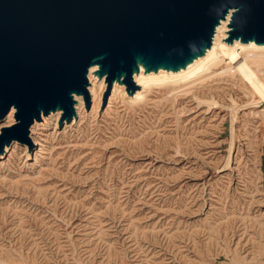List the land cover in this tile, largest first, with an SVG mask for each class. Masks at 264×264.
Segmentation results:
<instances>
[{"label": "rangeland", "instance_id": "obj_1", "mask_svg": "<svg viewBox=\"0 0 264 264\" xmlns=\"http://www.w3.org/2000/svg\"><path fill=\"white\" fill-rule=\"evenodd\" d=\"M222 70L176 97L121 81L4 148L0 264H264V103Z\"/></svg>", "mask_w": 264, "mask_h": 264}, {"label": "water", "instance_id": "obj_2", "mask_svg": "<svg viewBox=\"0 0 264 264\" xmlns=\"http://www.w3.org/2000/svg\"><path fill=\"white\" fill-rule=\"evenodd\" d=\"M229 12V39L264 43V0H0V119L15 109L0 154L13 140L31 146L30 126L57 107L71 119L72 92L89 103L93 61L105 103L116 79L137 88L138 62L176 69L202 55Z\"/></svg>", "mask_w": 264, "mask_h": 264}, {"label": "bare ground", "instance_id": "obj_3", "mask_svg": "<svg viewBox=\"0 0 264 264\" xmlns=\"http://www.w3.org/2000/svg\"><path fill=\"white\" fill-rule=\"evenodd\" d=\"M229 21L230 12L226 14L224 19H220L215 26L211 46L206 48L202 55L195 56L190 61H187L184 66H179L176 69L160 66L156 70H148L145 72L143 71L145 69L143 65L141 67L140 62H138L140 70H134L133 81L141 90L136 91L133 96H129L130 99L132 101H138L144 97V93L147 90L154 87L169 89L173 91L172 96L176 97L177 95L175 94L182 91L179 89H183L185 86L188 89L197 82L204 83L203 80L206 81L215 73L216 68L221 67L223 70L220 72V76H227L233 79L240 77L250 83L251 92L260 97L259 101L253 99L250 105L257 107L259 103H264V80L262 79L264 78V43L257 44L252 40L242 42L237 38L232 39L230 42L226 41L230 31ZM98 69L99 66L93 61L88 67L86 74L88 80L86 89L94 108H97L102 101V92L106 87L104 75L101 76L99 81L96 79L95 72ZM126 95L127 91L125 86L118 79L114 80L112 82L110 99L117 96L125 97ZM71 98L73 100V109L79 112L84 105L83 94L81 92H72ZM213 104L215 105L216 103ZM14 111L15 109L11 107L7 115L8 119H11ZM62 113L63 110L57 107L47 115H41V122L35 120L30 126V139L32 141L34 140L32 133L37 126L45 125L47 121H57ZM10 122L12 123V121ZM16 143L17 141L14 140L9 146H6L5 153L10 146Z\"/></svg>", "mask_w": 264, "mask_h": 264}]
</instances>
